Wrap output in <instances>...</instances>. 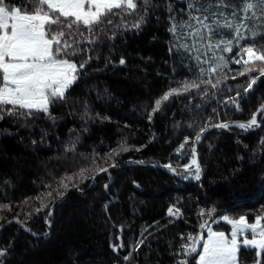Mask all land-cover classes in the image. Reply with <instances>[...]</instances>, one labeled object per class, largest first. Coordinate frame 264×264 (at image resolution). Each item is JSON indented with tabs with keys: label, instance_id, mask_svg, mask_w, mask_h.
<instances>
[{
	"label": "trees",
	"instance_id": "trees-1",
	"mask_svg": "<svg viewBox=\"0 0 264 264\" xmlns=\"http://www.w3.org/2000/svg\"><path fill=\"white\" fill-rule=\"evenodd\" d=\"M203 2L211 4L209 23L242 22L239 0H226L227 5L236 4L235 14L218 0ZM137 4L132 15L114 16L112 25L105 26V33L94 44H83L88 51L71 57L77 64L89 56L91 59L67 93L66 103L51 106L50 116L36 113L26 118L5 113L0 119V226L18 218L32 233L44 234L45 217L61 196L58 193L63 195L74 187L87 189L93 176L102 172L99 169L130 159L142 164L187 165L193 158V141L203 129L249 121L264 106V76L260 75L264 62L255 61V70L248 71L245 56L237 55L248 46L264 52V8L259 3L244 14L248 18L241 33L247 39L234 45L232 52L217 51L215 56L202 44L199 52L174 46L177 40L168 31L169 16L174 15L177 21L187 19L180 11L186 8L181 0H151L147 10L141 0ZM140 16L145 22L132 28ZM184 31L178 29L181 37ZM178 42L192 43L190 39ZM198 54L212 65L221 63L217 57L223 56L228 62L223 70L228 79L221 78L217 89L202 84L163 101L171 88L197 79L199 68L209 66L194 61ZM233 59H241V63H233ZM236 72L244 74L233 79ZM257 77L258 84L252 85L255 91L246 97L247 85ZM208 78V73L200 77ZM158 99L161 106L153 113ZM257 121L264 123V111L258 113ZM122 143L129 150L110 157ZM199 152V181L193 178L194 172L171 174L135 166L101 177L93 191L74 194L56 207L47 240L30 239L17 225L8 226L0 233V251L5 252L0 261L175 264L190 236L207 234L201 224L226 234L231 226L221 221L224 215L232 219L243 216L249 223L261 217L264 225V127L248 133L236 128L211 133ZM170 208L179 209L180 217L169 216ZM121 244L122 248L113 251L112 245ZM135 246L138 251H133ZM256 251L241 249L240 264H255L258 259L264 264V255L258 257ZM130 253L131 259L125 261Z\"/></svg>",
	"mask_w": 264,
	"mask_h": 264
},
{
	"label": "snow or ice",
	"instance_id": "snow-or-ice-1",
	"mask_svg": "<svg viewBox=\"0 0 264 264\" xmlns=\"http://www.w3.org/2000/svg\"><path fill=\"white\" fill-rule=\"evenodd\" d=\"M145 9L151 7V0H141ZM186 4V8L181 9V13L187 19L177 21L174 15L169 16V33L176 38L175 47H183L186 51L195 50L199 52L198 45L202 44L207 51L212 52H232L233 46H239L240 42L247 39L241 33L244 27L243 21L248 17L242 16L241 23L234 25L231 21L220 23L219 20L213 23L208 22V14L211 4H205L203 0H181ZM264 8V0H239L240 10L247 13L253 10L255 4ZM218 4H226V0H218ZM138 7L137 0H19V3L12 4L10 0H0V119L8 116L30 118L36 113H43L50 116V108L56 103H66L69 99L67 93L77 83L83 69L89 63L91 57L83 59L77 64L71 57L78 53L88 51L83 44L92 45L101 33H105L106 25H112L114 16L127 14L132 15ZM235 14L236 4L232 5ZM171 12V8L168 9ZM264 14V13H262ZM213 15H216L213 13ZM224 15V13H219ZM253 15L256 12L253 11ZM145 22V17L140 16L138 21L131 25L132 28H139ZM231 29L224 33L223 29ZM178 29H186L183 36H180ZM231 36V39L226 37ZM191 40V46L187 43L181 45L179 40ZM216 43L213 44L212 41ZM172 51V49H169ZM238 56L247 59L243 63L246 70H255V61L264 62V52L253 46L243 47L237 53ZM221 63L212 65L208 59H202L201 55H196L194 61L199 65L208 64L207 68L200 67L197 79L185 80L178 88H171L162 97L167 101L171 95L180 94L191 89H199L202 84L209 85L212 89H217L221 83V78L227 80L228 76L223 70L228 67V62L223 56L217 57ZM241 59H233L236 64L241 63ZM124 64L123 59L120 60ZM205 73L209 74L208 79H200ZM243 72H236L243 75ZM260 75L264 76V68L260 69ZM211 77H216L215 81ZM259 77L254 78L247 85L245 92L252 89V85ZM231 89H229L230 91ZM207 95V93H205ZM240 94L237 93V96ZM227 103V101L225 102ZM232 103L239 109L238 101L233 98ZM161 100L155 102L153 113L158 111ZM264 111V106L254 113L247 123L230 125L221 123L215 125L217 128L229 129L236 127L245 131L253 127H260L257 122V114ZM85 116L88 109L85 105ZM107 119V117H100ZM151 119V115H149ZM196 136L198 142L202 135ZM188 138H185V143ZM184 145L180 146L183 149ZM126 143H122L118 150H114L109 156L118 155L120 151H128ZM139 151V149H136ZM179 151V150H178ZM192 164L196 165L193 178L197 181L201 179V169L196 161V150L192 148ZM111 167H116L112 164ZM169 171L175 173L176 169L167 165ZM184 170L190 171V166L185 165ZM98 171L107 172V168ZM70 179V178H69ZM63 187H67L63 180L60 181ZM108 185H105L107 188ZM62 195V193H58ZM51 196L52 193H48ZM47 207L46 204L41 206ZM107 207V206H105ZM41 208L36 209L39 212ZM169 216H179V209L175 211L170 208ZM30 215V213H29ZM50 215V213H49ZM201 215H205L201 213ZM211 215V213H208ZM221 221L230 225V234L225 231L213 230L207 223L201 224V229H206V238L203 234L190 236L189 244L183 247L182 257L177 264H240L239 253L241 249H255L256 255H264V225L261 217H257L254 222L249 223L245 217L238 219L229 218L224 215ZM20 223V221H17ZM143 243V240L140 241ZM123 245H112L113 251H118ZM133 251H138L135 246ZM5 255L0 251V257ZM131 259V253L124 257L125 261ZM2 264V261H0ZM255 264H261L256 260Z\"/></svg>",
	"mask_w": 264,
	"mask_h": 264
},
{
	"label": "water",
	"instance_id": "water-1",
	"mask_svg": "<svg viewBox=\"0 0 264 264\" xmlns=\"http://www.w3.org/2000/svg\"><path fill=\"white\" fill-rule=\"evenodd\" d=\"M258 84V83H257ZM254 88L252 87V89L250 91H248V94L250 93H253L254 92ZM258 117V114L256 116V118ZM248 121H240V120H237V121H230V122H223V123H227V124H230V125H234V124H238V123H247ZM221 124V123H220ZM260 124V127H253L252 129L248 130V131H245V132H253V131H256L258 130L259 128H262L264 127V123H259ZM217 125V124H216ZM232 128H236V127H232ZM207 130L206 131H203V135L201 137V139L197 142L196 141V138L194 139L193 141V147H195V150H196V161H197V164L199 165L201 171H202V167H201V163H200V152H199V146L201 145V143L205 140V138L211 134V133H215V132H219L221 130H225V129H221V128H217L215 127V125L213 126H210V127H207L206 128ZM236 129H239V128H236ZM201 133V132H200ZM199 133V134H200ZM187 165L190 166V171L189 172H186L184 170V166H181V167H174L171 165L172 168L176 169V172L173 173L171 171H169L168 167H166L167 165H163V164H142L134 159H130V160H127L123 163H121L120 165H117L116 167H109L107 168L108 171L107 172H104L102 171L101 173L95 175L93 178H92V183L91 185L85 189V190H80L76 187L74 188H71L70 190H68L66 193H64L63 195H61L56 201L53 202V204L50 206L49 210H48V213L45 217V228H46V231L44 234H34L32 233L31 231L28 230V228L21 222L20 219H11L9 221H6L5 223H3L1 226H0V233L3 232L8 226L10 225H17L19 227V229L21 231L24 232V234L30 238V239H33V240H40V241H44V240H47L51 237V233H52V227H53V217H54V211L56 209V207L61 204L66 198L76 194V195H84L88 192H91L93 191L97 184H98V179L103 177V176H106V175H109L113 172H117V171H121L129 166H135V167H141V168H144V169H154V170H161V171H164V172H167V173H171V174H185V173H191V172H194L195 171V167L196 165H193L192 164V161L190 163H188ZM50 213V215H49ZM17 221H20V223H18Z\"/></svg>",
	"mask_w": 264,
	"mask_h": 264
},
{
	"label": "rangeland",
	"instance_id": "rangeland-1",
	"mask_svg": "<svg viewBox=\"0 0 264 264\" xmlns=\"http://www.w3.org/2000/svg\"><path fill=\"white\" fill-rule=\"evenodd\" d=\"M226 7H227L228 9L232 8V12H234V9H233V7H232L231 5H227ZM235 11H236V9H235ZM244 14H245V13L241 14V16H244ZM236 22H237V21H236ZM245 58L247 59V56H246V55H245ZM191 161H192V160H191ZM100 173H101V172H100ZM98 174H99V173H98ZM96 175H97V174H96ZM93 177H94V176H93ZM99 179H100V178H99ZM99 179H98V180H99ZM172 217H173V216H172ZM17 219H18V218H17ZM203 235H204V234H203ZM206 235H207V234L204 235L205 238H206Z\"/></svg>",
	"mask_w": 264,
	"mask_h": 264
},
{
	"label": "built area",
	"instance_id": "built-area-1",
	"mask_svg": "<svg viewBox=\"0 0 264 264\" xmlns=\"http://www.w3.org/2000/svg\"><path fill=\"white\" fill-rule=\"evenodd\" d=\"M173 209V208H172ZM174 211L176 210V209H173ZM174 218H179L180 217V214H179V216H173ZM182 251H183V248H182ZM181 259H190V258H188V257H182L181 256V258L179 259V260H181ZM178 260V261H179ZM175 264H177V262L175 263ZM190 264H191V261H190Z\"/></svg>",
	"mask_w": 264,
	"mask_h": 264
},
{
	"label": "bare ground",
	"instance_id": "bare-ground-1",
	"mask_svg": "<svg viewBox=\"0 0 264 264\" xmlns=\"http://www.w3.org/2000/svg\"><path fill=\"white\" fill-rule=\"evenodd\" d=\"M256 84H257V83H256ZM253 88H254V87H253ZM254 91H255V90H254ZM251 94H252V93L248 94V92H247L245 96H246V97H249ZM257 122H258V121H257ZM184 246H185V245H184ZM184 246H183V247H184Z\"/></svg>",
	"mask_w": 264,
	"mask_h": 264
}]
</instances>
